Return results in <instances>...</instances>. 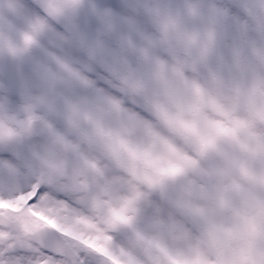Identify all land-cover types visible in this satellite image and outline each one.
Returning a JSON list of instances; mask_svg holds the SVG:
<instances>
[{
    "label": "clouds",
    "instance_id": "9594fccd",
    "mask_svg": "<svg viewBox=\"0 0 264 264\" xmlns=\"http://www.w3.org/2000/svg\"><path fill=\"white\" fill-rule=\"evenodd\" d=\"M189 0H145L144 3L133 5L136 13L127 18L117 17L108 9H101L93 0H83L75 14L56 18L49 14L46 7L49 0H39L43 15L32 17L25 31L17 41L10 38L7 26L0 27V56L14 59L20 69L22 83V104L12 109L6 96L0 95V119L15 117L25 120L24 111L29 104H36L37 98H46L47 103L34 109L37 119L33 124V133L24 135L9 145H0V149L13 150L16 159L11 162L17 168V175L10 180L6 170L0 168V189L12 186L18 194L32 191L41 192V200L37 206L41 208L40 215L34 217L39 224V231L28 237L33 243L62 242L72 245L83 239L95 241L97 236L110 237L108 249L117 260L123 262L121 250H127L135 240L136 231L150 232L152 218L159 214L164 220H175L191 233L190 251L187 256L194 264H250L249 250L254 255L264 253V183L253 182L239 168H233L229 174L219 176L215 169L224 167V162L218 157L201 160L203 169L212 172L211 175H198L188 172L186 176L167 182L165 192L159 188H151L143 179L145 174L155 175V170L145 164L142 159L133 158L128 148L108 137L95 134L87 120L80 119L79 126L74 127L69 120L72 115L70 104L80 105L96 112L103 120L104 127L113 131L121 127L120 120L106 110L101 112L102 101L106 97H114L121 101V106L128 112H136L142 104V97L132 90L120 91L126 86L123 77L129 70L137 77L148 78L154 70L155 61H164L171 65L177 58H185L186 52L182 41L175 32L170 33L166 42L161 43L162 32L153 13L147 10H159L161 17L171 13L182 17L183 30L200 31L211 24L213 8L226 9L230 16H236L233 7L244 12V5L255 10V0H192L199 3L203 18L193 20L185 14V5ZM9 0H0V14L11 11ZM109 11L116 22V30L103 33L97 12ZM87 12L95 18V31L82 24L81 16ZM249 20V27L242 35H229L219 47L217 56L210 65L200 66L194 72L187 69L185 75L195 79L202 87L214 91L211 72L223 77L228 82L240 81L246 91L257 89L251 97V104L256 108H264V29L256 19L244 12ZM44 21L46 28L36 36V43L23 55H13L9 44L16 47L24 46V34L31 32V22ZM131 20L132 23H128ZM63 25L64 32L57 33L56 25ZM49 39L54 42V48L46 56H35L33 50L40 42ZM99 39L102 47L91 54V48ZM155 41L150 45L149 41ZM131 41V45L128 44ZM239 46L242 50L239 67L231 66V49ZM149 48L151 60H145L141 49ZM78 53V58H74ZM117 54L121 63L119 75H114L109 67L114 65ZM223 56L221 62L219 56ZM60 57L70 63L75 71L95 82V87L86 88L68 73L62 72L52 57ZM30 60V71L24 75V63ZM102 69L112 80V85L98 91L101 87L93 73ZM211 69V71H210ZM55 72L62 80L53 85L49 73ZM153 89L158 86L153 83ZM223 95L232 97L235 93L230 87L222 89ZM119 93V95H117ZM51 105V108L49 107ZM211 115V113H209ZM241 115H247L242 111ZM220 119L221 117H215ZM47 122L73 148L57 143L55 139L40 131ZM15 126L14 122H9ZM161 135L166 136V130L157 128ZM253 131L258 137L264 138V121H256ZM131 148H143L150 144L149 138L142 129H137L132 135L126 136ZM179 144V142H177ZM226 151L232 152L229 145H223ZM191 155L194 153L189 152ZM153 155H161L159 149L153 150ZM236 155L247 161L249 173L264 177V156L249 158L246 154ZM198 158V157H197ZM159 163L167 166V159ZM188 180H195L206 190L203 198H195V204L202 213L195 216L182 215L171 207L167 198L175 199L181 194V187ZM238 186V187H237ZM5 198L8 197L4 191ZM167 197V198H166ZM133 201L138 209L133 226H110L114 213L118 212L127 201ZM27 205V201L24 202ZM48 209H55L50 212ZM10 211L5 209L4 212ZM128 215H133L129 212ZM52 221V223H48ZM55 225V227H53ZM102 242V241H101ZM103 258H98L97 264Z\"/></svg>",
    "mask_w": 264,
    "mask_h": 264
},
{
    "label": "snow or ice",
    "instance_id": "6c2138e0",
    "mask_svg": "<svg viewBox=\"0 0 264 264\" xmlns=\"http://www.w3.org/2000/svg\"><path fill=\"white\" fill-rule=\"evenodd\" d=\"M83 0H49L46 7L49 14L60 18L69 14H75L82 5ZM8 7L16 12L18 6L9 0ZM236 16H230L226 9L213 8L211 10L212 21L204 31L188 32L183 30L181 15L168 13L161 17L159 10L148 9L153 13L156 22L162 32L161 43L166 42L170 33L175 32L177 38L182 41L186 52L185 58H177L175 63L169 65L164 61L156 60L153 72L148 78L137 77L131 73L123 77L126 86L120 91L132 90L142 97V104L136 112H128L121 106V101L114 97L103 99L101 112L107 111L114 114L121 122V127L115 131L106 129L102 118L93 110L70 104V124L79 126V120H87L96 135L108 137L118 142L122 147L128 148L136 159H142L149 167L154 168L155 175L145 174L143 179L151 188H159L165 192L167 182L178 177L186 176L188 172L198 175H211L200 165L201 160L218 157L224 162V167L215 169L214 174L225 176L233 168L248 176L253 182L264 183V177L257 178L249 173L247 161L240 159L236 153L246 154L249 158L264 156V138L258 137L253 131L256 121H264V108H256L251 104V97L257 90L246 91L243 84L234 80L226 84L223 77L211 72L214 91L202 87L195 79L185 75L187 69L196 71L200 66H208L217 56L219 47L229 35L243 34L249 27V17L256 19L264 29V0H255V10L244 5V12L238 7H233ZM185 14L193 20L203 18L202 8L199 3L189 0L185 5ZM103 33H112L117 24L112 19L109 11L97 12ZM128 23H132L128 20ZM46 28L44 21L31 22V32L24 34V46L16 47L9 44V51L13 55H23L36 43V36ZM155 41H149L155 45ZM131 45V41H128ZM102 47V42L97 39L95 46L91 48V54ZM145 60H151L149 48L141 49ZM117 56V54H113ZM264 58V54H261ZM242 50L237 46L231 49L232 65L239 67L241 64ZM62 72L68 73L73 79L86 87H95V82L75 71L71 64L60 57H52ZM223 62L224 57L219 56ZM121 61L117 56L114 65L109 70L114 75H119ZM211 71V69H210ZM49 79L53 85L62 77L55 72L49 73ZM103 83L98 91L112 85V80L105 74ZM155 83L158 87L153 89ZM228 86L235 93L232 97L223 95L222 89ZM119 95V93H117ZM47 103L46 98H37L36 104H29L24 111L27 113L25 120H16L15 117L0 119V145H9L24 135L33 133L34 121L39 119L34 114V109L40 104ZM2 107V106H0ZM51 108V105H49ZM242 111L247 115H241ZM211 113V115L209 114ZM221 117L217 119L215 117ZM14 122L15 126H10ZM157 128L166 130L167 135H161ZM137 129H142L149 138L150 144L143 148H131L125 139ZM40 131L53 137L57 143L65 147L73 148L65 138L56 132L47 122L43 123ZM179 142V144L177 143ZM223 145H229L233 149L230 153ZM159 149L161 155H153V150ZM189 152L195 155L189 154ZM198 157V158H197ZM167 159V166H162L159 161ZM0 168L6 170L10 180L17 175V168L11 160L0 161ZM238 187V186H237ZM4 191L8 197L5 198ZM32 191L27 194H18V190L12 186L0 189V264H97L98 258H103L100 264H194L187 256L191 250L189 242L191 233L175 220H164L159 214L152 218L150 232L136 231L135 240L130 243L127 250H121L125 258L123 262L116 259L108 249L110 237L100 236L96 240L83 239L72 245L62 242L33 243L28 237L39 231V224L34 222V217L40 215L41 208L37 201L41 200V192ZM206 190L197 184L195 180H188L181 187L178 198L168 199L171 207L182 215L195 216L202 213L194 202L195 198H203ZM27 201V205L24 202ZM14 210L5 213L4 210ZM55 212V209H48ZM133 213L128 215L127 213ZM138 209L133 201H127L122 208L114 213L110 221L112 228L120 225L132 227ZM52 223V221H48ZM55 227V225H53ZM102 241V242H101ZM248 260L250 264H264V253L252 254L249 250Z\"/></svg>",
    "mask_w": 264,
    "mask_h": 264
},
{
    "label": "flooded vegetation",
    "instance_id": "af4514ba",
    "mask_svg": "<svg viewBox=\"0 0 264 264\" xmlns=\"http://www.w3.org/2000/svg\"><path fill=\"white\" fill-rule=\"evenodd\" d=\"M93 2L95 3L97 7L101 9H108L112 11L117 17L127 18L130 16L136 15L132 6L142 4L145 2V0H93ZM32 17L34 16L15 15L13 16L15 21L10 22V25H6L7 28H10L9 30L10 38L13 39L14 42L17 41L19 37L23 34V32L25 31L26 25L30 23ZM81 22L89 29V31L94 32L97 27V21L95 20V18L88 15L87 12L82 14ZM55 30L57 33L64 32V30L59 25L55 26ZM50 51L58 52L59 50L54 48L53 41L49 39H44L40 42L39 47L33 50V54L40 53L43 56H46L47 53ZM74 58H78V53H75V50H74ZM103 77H104L103 70L97 68L96 71L93 73V78L102 84L104 82ZM4 84L5 82L3 78L0 76V94L2 91V86Z\"/></svg>",
    "mask_w": 264,
    "mask_h": 264
}]
</instances>
